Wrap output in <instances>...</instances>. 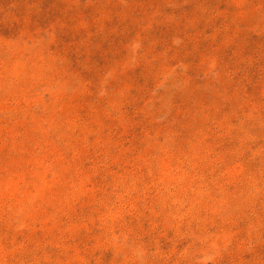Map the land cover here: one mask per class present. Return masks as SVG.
Instances as JSON below:
<instances>
[{
  "label": "rangeland",
  "instance_id": "obj_1",
  "mask_svg": "<svg viewBox=\"0 0 264 264\" xmlns=\"http://www.w3.org/2000/svg\"><path fill=\"white\" fill-rule=\"evenodd\" d=\"M52 1L0 0V264H264V0Z\"/></svg>",
  "mask_w": 264,
  "mask_h": 264
},
{
  "label": "trees",
  "instance_id": "obj_2",
  "mask_svg": "<svg viewBox=\"0 0 264 264\" xmlns=\"http://www.w3.org/2000/svg\"><path fill=\"white\" fill-rule=\"evenodd\" d=\"M157 1L159 0H129L127 1L128 5L127 7L124 9V15L127 17V21L126 22V27L130 30L133 28V25L131 24L132 22V19H133V15H136L138 11L133 12L134 9H135V6H141L143 5L142 9L143 10H146V11H149V7L153 6V5H156L157 4ZM57 0H53L52 3H51V6H53L51 9H50V12L52 15H55L57 16L59 13L61 15V12L60 11V7L57 5ZM74 11H72L70 14H69V17H74ZM63 16L65 17V14H63ZM135 27V26H134ZM95 47H96V44H95Z\"/></svg>",
  "mask_w": 264,
  "mask_h": 264
}]
</instances>
